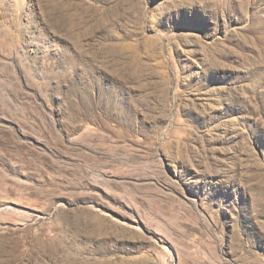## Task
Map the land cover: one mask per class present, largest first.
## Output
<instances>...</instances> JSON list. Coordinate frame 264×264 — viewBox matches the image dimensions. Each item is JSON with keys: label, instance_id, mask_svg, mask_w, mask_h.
<instances>
[{"label": "rangeland", "instance_id": "rangeland-1", "mask_svg": "<svg viewBox=\"0 0 264 264\" xmlns=\"http://www.w3.org/2000/svg\"><path fill=\"white\" fill-rule=\"evenodd\" d=\"M0 264H264V0H0Z\"/></svg>", "mask_w": 264, "mask_h": 264}]
</instances>
